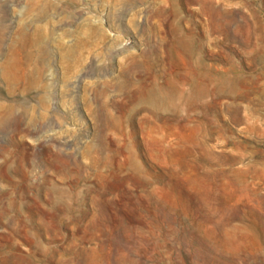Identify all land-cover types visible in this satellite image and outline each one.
<instances>
[{"label":"rangeland","instance_id":"1","mask_svg":"<svg viewBox=\"0 0 264 264\" xmlns=\"http://www.w3.org/2000/svg\"><path fill=\"white\" fill-rule=\"evenodd\" d=\"M0 264H264V0H0Z\"/></svg>","mask_w":264,"mask_h":264}]
</instances>
